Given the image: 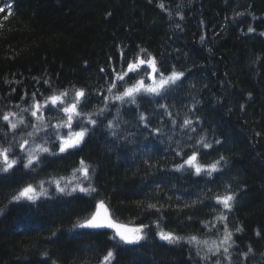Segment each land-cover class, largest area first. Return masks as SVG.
<instances>
[{
    "label": "trees",
    "instance_id": "1",
    "mask_svg": "<svg viewBox=\"0 0 264 264\" xmlns=\"http://www.w3.org/2000/svg\"><path fill=\"white\" fill-rule=\"evenodd\" d=\"M0 7V115L11 111L29 120L33 92L43 103L54 91L68 90L71 97L83 88L90 96L82 111L97 120L80 148L44 153L34 170L17 165L0 173V264H101L109 250L112 264H215L225 258L205 261L194 245L170 244L157 233L218 240L222 213L235 233V264H264V0H0ZM140 49L165 74L174 67L185 76L163 98L137 97V107L112 97L123 91L116 74ZM141 76L148 78L142 70L125 80ZM185 119L192 125L182 127ZM109 121L116 126L108 128ZM0 129L4 146L27 131L21 126L13 139L3 120ZM201 137L213 147L200 148ZM193 146L206 154L203 163L225 157L221 171L211 177L177 171ZM81 159L97 191L54 190L50 182L71 176ZM28 184L44 185L47 195L13 201ZM227 193L236 198L231 212L215 200ZM101 199L118 222L148 225L146 239L128 246L112 240V231L74 228ZM249 246L254 255L245 259Z\"/></svg>",
    "mask_w": 264,
    "mask_h": 264
},
{
    "label": "snow or ice",
    "instance_id": "2",
    "mask_svg": "<svg viewBox=\"0 0 264 264\" xmlns=\"http://www.w3.org/2000/svg\"><path fill=\"white\" fill-rule=\"evenodd\" d=\"M7 7L9 8V14H11V5L9 4ZM159 7L167 11L163 3H160ZM2 11H4V8L0 7V12ZM237 15H243V13H237ZM181 19H183V17H181ZM177 27H179V25H177ZM254 31V28H248V32ZM261 34L264 35V33ZM201 39L203 40V37H201ZM146 51V49H140L139 53H137L134 58L127 61L126 68L122 70V72L116 74V79L124 82L122 85L123 91L120 92V94L113 96L112 99L140 107L137 97L146 96L151 99H155L157 97L163 98L170 90L173 89L174 86H178V82L182 80L185 73L183 71H177L173 67L172 71L165 74L159 69L158 62L154 56L148 54L147 59L141 56V53H146ZM121 54L123 53L121 52ZM145 66L147 67L145 68ZM142 70L145 75L151 79L150 84H145L144 76H141L131 84H127L125 78L129 77L130 73L140 75ZM45 83H48V81H45ZM116 87L117 85L113 83L108 91L111 92L112 89ZM13 91H15V89H13ZM25 95H27V93H25ZM36 95L37 93L35 92L31 94L33 103L29 106L28 110H30L31 116L36 118L38 122L37 124H29L16 112L10 111L0 115V120L6 122L7 127L14 134L13 139H16V136L20 135L19 130L21 126H24L25 128H32V131L24 132L15 145L11 143H8V146L0 144V173H8L14 170L17 165H21L24 169L34 170V166L40 163L41 153H48L49 155L55 156L60 153H69L70 150L78 149L85 143V138L90 134V128L88 125H97V120L93 118V114L91 112L82 111V108L87 106L90 96V93L86 92L83 88L75 89L71 97H69L68 90H61L58 92L54 91L51 95L44 97L43 103H40L35 99ZM158 107L166 109L167 105L161 104L158 105ZM45 108H49L51 111L60 113L62 118L58 119L55 124L49 123L48 119L43 116ZM106 108L107 105H105V108L100 109L98 114L102 115ZM21 111L25 110L22 109ZM167 114L171 115V113ZM139 120L144 122L146 125L148 123V117L144 114L139 115ZM74 121L76 122V127L79 128V131L73 130ZM192 123V120L185 119L182 127H188L192 125ZM115 126L116 125L112 121H109L107 125L110 129ZM48 129L52 130L51 134L54 137L52 143L58 151L54 152L51 148L45 147L42 144H35V147L29 146L30 138L36 137L41 131H44L47 135ZM61 129H67V131L62 134L60 131ZM0 131H2V129H0ZM159 131L160 129H154V132L158 133ZM4 135L7 137L8 133L5 132ZM112 135H116V133L113 131ZM56 141H59V143L57 144ZM31 143H35V141L31 140ZM215 143L220 144L221 141L217 140ZM197 144H199L202 149H211L213 147V144L208 143L204 137H201L200 140L197 141ZM15 149H19L21 155H17ZM176 154L178 156L186 155L183 151L177 152ZM203 155L200 149L193 146L190 150V154L186 155V158L183 159L182 163L176 164L175 169L177 171L189 170L192 171L194 175L199 176L204 174L209 177H211L213 173L221 171L220 162L225 160V157L221 156L219 160L212 163H203ZM79 165L80 166L78 168L73 169V179L76 178V173H81L85 180H90L91 176L89 165L83 159L79 161ZM54 183L56 184L59 192L68 195H71L72 192H76L77 190L88 195L97 191V189L91 185H89V187H84L82 184H76V186L72 187L70 191L66 192L67 185L61 187L59 180L54 181ZM41 195H47L46 190L41 188L38 192L32 184H28L20 189L17 194L13 195L11 199L13 201H20L22 199L36 201ZM235 199V195L231 193L215 197L217 204L221 205L222 208L228 212L233 211ZM196 203L197 202L194 201L193 205ZM200 203H202V201H200ZM148 208L155 209L156 211L160 210L155 204H149ZM0 212H2V209H0ZM114 215L115 214L110 210L105 201L101 199L95 204V211L88 218L73 225V227L112 229L113 235L111 239L128 245H136L146 239L145 229L148 228V225L139 224L131 226L129 224L120 223L114 218ZM216 219L223 222L224 225L223 234L218 240H201L197 236L185 238L177 235L175 232L165 231L163 229H161L157 235L161 240L167 241L170 244H176L186 239L188 244L195 246L196 255L200 256L203 251L201 259L205 261L211 260L213 256L222 255L225 260L222 261L221 259H216L215 264H235L232 260V254L230 252V249L234 246L235 241L233 240V232L227 227L228 217L222 213L216 217ZM235 231L242 232L243 228L238 227ZM53 235H55V233H53ZM256 235H260L259 231H257ZM250 254L254 255V250L251 246H249L247 252H244L241 255L243 258L247 259ZM42 255L47 256L48 253L45 252ZM114 259V251L109 250L103 257L101 264H112Z\"/></svg>",
    "mask_w": 264,
    "mask_h": 264
},
{
    "label": "rangeland",
    "instance_id": "3",
    "mask_svg": "<svg viewBox=\"0 0 264 264\" xmlns=\"http://www.w3.org/2000/svg\"><path fill=\"white\" fill-rule=\"evenodd\" d=\"M150 83H151V79H150V78H147V81H145V84H150ZM48 110H49V108H45V109H44V111H43V116H44L46 119H48L49 123H51V124H55L56 121H57L58 119H56L55 116H52V115H49V116H48V113H47ZM18 115H19V114H18ZM19 116H20V115H19ZM23 118H24V117H23ZM14 119H15V118H14ZM24 119H25V118H24ZM60 119H61V118H60ZM29 120H30V121H29ZM29 120H26V119H25V121L28 122L29 124H37V123H38L35 117H32V116H31V118H30ZM26 129H27V131H32V128H31V127H27ZM73 130H75V131H79V128L76 127V122H75V121L73 122ZM60 131H61V133L63 134V133H65V132L67 131V129H61ZM51 133H52V130H51V129H48V134H47V135L45 134L44 131H41L36 137H34V138H30V145H29V146H30V147H35V144H42V145H44L45 147H49V148H51L52 151H53V150H57V151H58V149H57V148L55 147V145L52 143L54 137L52 136ZM31 140H34L35 143H31ZM56 143L58 144L59 141H56ZM42 154H44V153H41L40 156H41ZM20 155H21V152H20ZM75 177H76V178L73 179V174H71V176H69V177L58 178V179L53 180V182H50V185H51V187H52L54 190H56L57 192H59V191H58V189H57V187H56V184L54 183V181H56V180H59V181H60V186H61V187H64L65 185H67L66 192L70 191L72 187L76 186V184H82L84 187H89V185H88L89 180H85L84 177H83V175H82L81 173H76V174H75ZM35 188H36V190H37L38 192L41 190V188H43V189L46 190V192L48 193V189H47L44 185H42V186H40V187H35ZM59 193H61V192H59ZM73 193H83V192H80L79 190H77L76 192H72L71 194H73ZM61 194H65V193H61ZM44 196H46V195H41L40 197H44ZM40 197H39V198H40ZM162 241H164V240H162ZM165 242H167V241H165ZM181 242H182V243H185V244H188L186 239H185V240H182ZM181 242H180V243H181ZM189 245H191V244H189ZM191 246H192V245H191ZM215 257H217V256H213L212 258H215Z\"/></svg>",
    "mask_w": 264,
    "mask_h": 264
},
{
    "label": "water",
    "instance_id": "4",
    "mask_svg": "<svg viewBox=\"0 0 264 264\" xmlns=\"http://www.w3.org/2000/svg\"><path fill=\"white\" fill-rule=\"evenodd\" d=\"M131 226H133V225H131ZM84 229H89V228H84ZM89 230H111V231H113L112 229H107V228H103V229H89Z\"/></svg>",
    "mask_w": 264,
    "mask_h": 264
},
{
    "label": "bare ground",
    "instance_id": "5",
    "mask_svg": "<svg viewBox=\"0 0 264 264\" xmlns=\"http://www.w3.org/2000/svg\"><path fill=\"white\" fill-rule=\"evenodd\" d=\"M233 234H235V233H233ZM234 240V239H233ZM222 256V255H221ZM221 256H219V257H221ZM221 258H223V257H221Z\"/></svg>",
    "mask_w": 264,
    "mask_h": 264
}]
</instances>
